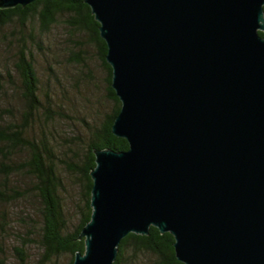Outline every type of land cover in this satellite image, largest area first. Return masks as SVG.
Here are the masks:
<instances>
[{"label": "water", "instance_id": "1", "mask_svg": "<svg viewBox=\"0 0 264 264\" xmlns=\"http://www.w3.org/2000/svg\"><path fill=\"white\" fill-rule=\"evenodd\" d=\"M36 0H0V9ZM121 101L96 149L73 264H114L129 234L183 264H264V0H85Z\"/></svg>", "mask_w": 264, "mask_h": 264}, {"label": "trees", "instance_id": "2", "mask_svg": "<svg viewBox=\"0 0 264 264\" xmlns=\"http://www.w3.org/2000/svg\"><path fill=\"white\" fill-rule=\"evenodd\" d=\"M61 20L70 31L86 35L96 46L107 72V96L115 104L114 111L99 126H92L86 144L71 150L68 161L58 156L59 142L51 138L50 131V123L62 113L56 110L50 94L41 95L33 54L35 46L41 49L37 33H49ZM99 28L85 0H36L26 7L0 9V45L4 38L11 45L10 41L16 42L14 67L19 76L16 82L9 72L6 82L0 72V264H61L66 255L71 256L67 264H73L76 253L85 251V242L79 236L92 214L90 172L96 166L94 151L129 149L125 139L112 133L122 104L112 88L113 70L107 62V44ZM260 35L264 37L263 32ZM7 83L21 94L23 110H15L13 103L4 101ZM61 164H67V170L79 179L83 189L79 224L74 228L61 197ZM21 205L23 212L19 214L16 209ZM29 206L38 211L39 221L27 220L24 207ZM14 223L23 228H16ZM174 242L170 233L162 234L154 227L147 236L131 233L122 240L114 264H141L143 257H150L152 264H183L176 257ZM33 246L40 251L34 262L30 254Z\"/></svg>", "mask_w": 264, "mask_h": 264}, {"label": "rangeland", "instance_id": "3", "mask_svg": "<svg viewBox=\"0 0 264 264\" xmlns=\"http://www.w3.org/2000/svg\"><path fill=\"white\" fill-rule=\"evenodd\" d=\"M40 33V32H39ZM39 46H35L34 61L41 82V95L50 94L53 97L56 110L62 117L56 116V121L50 123L53 135L51 138L59 142L58 156L64 161L70 160L71 150L80 147L88 141L92 126H99L108 114L114 111L115 104L107 96V72L103 67L96 46L86 35L73 33L61 20L52 30L39 36ZM9 38L12 39L11 36ZM0 45V72L9 82V72L12 79H19L14 67L16 42L2 39ZM1 41V42H2ZM30 44V43H29ZM50 68L53 72H50ZM8 91L3 97L5 102L13 103L15 110H23L24 101L18 90H13L7 83ZM6 86V88H7ZM59 108V109H58ZM56 123L55 125H53ZM78 139V140H77ZM82 140V142L80 141ZM74 143L76 145H74ZM78 147V148H79ZM62 165V166H61ZM63 187L61 197L64 200L65 212L70 219L72 228L79 224V206L82 205V185L73 173L67 170V164H61ZM22 206L16 212H23ZM38 211L24 207L28 221H39ZM16 228H23L14 223ZM40 251L37 246L31 248L32 261H36ZM71 259L66 255L61 264H67ZM150 257H143L141 264H152ZM14 264H17L13 261Z\"/></svg>", "mask_w": 264, "mask_h": 264}]
</instances>
